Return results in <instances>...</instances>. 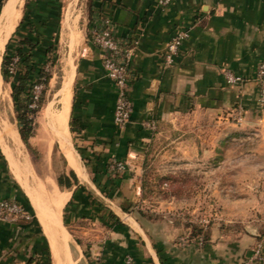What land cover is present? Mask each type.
Here are the masks:
<instances>
[{"label":"crops","instance_id":"1","mask_svg":"<svg viewBox=\"0 0 264 264\" xmlns=\"http://www.w3.org/2000/svg\"><path fill=\"white\" fill-rule=\"evenodd\" d=\"M48 1L53 5L57 2ZM92 3V16L86 22L88 37L75 63L68 118L72 142L69 147L80 162L85 182L70 166L63 172L68 175L72 170L78 178L71 187L60 186L57 177V183L50 177L59 191L70 193L62 219L80 247L81 264H124L126 253L133 256L134 264L240 262L258 239L257 231L233 236L213 228L211 237L202 246L193 241L181 243L175 239V224H166L168 230L162 231L156 221L127 214L122 204L125 199L134 201L141 191L135 163L150 134L142 125L143 120L161 123L172 115L192 111L212 115L217 121L232 118L250 130H262L264 107L257 104V85L251 76L258 60L264 57V0H171L165 5L159 0H92ZM97 14L110 16L119 38L138 40L128 90L133 110L122 128L113 119L117 86L106 75L101 51L89 37ZM182 27L189 29V37L182 43L175 62L166 65L163 46ZM226 68L248 79L240 84H227L223 74ZM11 138L21 148L24 142L18 129L7 127L5 134L0 130V141L8 158L22 168L28 162L25 174L38 203L35 175L44 177L35 172L26 151L17 152ZM112 159H122L128 164L115 179L107 169ZM15 174L0 150V198L16 199L22 193L27 196ZM261 209L264 211V206ZM28 213L31 218L0 222V264H27L30 256L38 254L43 244L38 225L45 234L40 221L37 224L33 220V210ZM79 262L77 250L75 264Z\"/></svg>","mask_w":264,"mask_h":264},{"label":"rangeland","instance_id":"2","mask_svg":"<svg viewBox=\"0 0 264 264\" xmlns=\"http://www.w3.org/2000/svg\"><path fill=\"white\" fill-rule=\"evenodd\" d=\"M67 2L61 1V17ZM25 3L32 4V0H23V7ZM88 3L89 0H76L73 6L80 32L73 50L61 35L60 24L55 56L43 65L48 80L39 90L41 104L34 115L30 147L21 145L38 176L52 177L55 182L69 167L58 142L53 140L47 147L48 138L41 132L42 113L57 97L67 73L71 74L73 87L75 63L88 37ZM12 82L13 78L5 80L2 76V89L10 97ZM7 127L18 129L12 97L6 104L0 102V130L5 134ZM146 128L150 130L149 139L135 163L141 191L134 201L125 199L127 214L156 221L162 231L168 230L166 224H175V239L181 243L193 241L202 246L213 228L233 236L245 231H257V238L264 236V126L262 130H250L232 118L217 121L212 115L190 111L172 115L161 123L154 121L153 126ZM27 163L22 168L16 162L24 174ZM61 220L69 235L71 255L75 260L78 250L81 264L80 247Z\"/></svg>","mask_w":264,"mask_h":264},{"label":"trees","instance_id":"3","mask_svg":"<svg viewBox=\"0 0 264 264\" xmlns=\"http://www.w3.org/2000/svg\"><path fill=\"white\" fill-rule=\"evenodd\" d=\"M61 4V0H57L56 5L49 3L48 0H36L32 4L25 3L22 16L9 36L2 54L0 73L5 80L10 77L13 78L11 97L17 113L18 132L27 147H30L29 137L34 131V115L41 104L40 94L34 100L32 91L35 84L45 85L48 80V73L44 70L43 65L48 59L52 60L56 53ZM2 5L3 0H0V10ZM92 5V0H89V19H91L93 12ZM33 102L35 105L32 106ZM69 126L70 128L73 127L71 120ZM112 175L115 179L120 174L116 172ZM77 181L78 178L72 170L68 175L63 172L57 176V182L60 186L71 187ZM16 200L25 210L32 213V206L24 193L20 197H16ZM95 200L100 203L99 200ZM126 207L125 204H122L123 210L126 211ZM111 215L119 220L114 213ZM32 218L38 224L33 215ZM64 221H66L65 215ZM37 228L40 239L46 240L39 225ZM30 263L52 264L47 241L46 243L43 242L38 254L35 253L30 256L27 264Z\"/></svg>","mask_w":264,"mask_h":264},{"label":"bare ground","instance_id":"4","mask_svg":"<svg viewBox=\"0 0 264 264\" xmlns=\"http://www.w3.org/2000/svg\"><path fill=\"white\" fill-rule=\"evenodd\" d=\"M75 1L76 0H68L61 21V35L63 34V37H66L67 45L72 50L76 47L80 39V32L76 24L77 15H73ZM18 2L19 0H5L0 11V64L6 41L15 29L22 15L23 1H21L18 6L13 7V5H16ZM70 77L71 74L67 73V77L63 81L62 88L58 91L57 97H55V100L50 103L49 106H45L42 113L41 132L45 133L48 138V141L46 138H42L46 140L47 147L51 145L53 140L58 142L67 161V166L73 168L78 177L82 179L84 171L79 160L69 147L68 118L71 104ZM2 86L0 73V102L6 104V101L10 102L11 97L5 89H2ZM13 142L12 145L14 144L17 146V152L19 154L23 152L21 150L22 147L19 148L20 144L16 142V139H13ZM0 147L9 164L15 170L18 181L23 186L35 209L36 217L39 219L49 243L53 264H75V260L68 246L69 235L61 220L62 210L69 199L70 193L67 191H59L49 176H44V179H41L35 175V181L39 191V202L37 203L31 192V185L27 175L20 171L16 162L8 158L5 145L2 141H0Z\"/></svg>","mask_w":264,"mask_h":264},{"label":"built area","instance_id":"5","mask_svg":"<svg viewBox=\"0 0 264 264\" xmlns=\"http://www.w3.org/2000/svg\"><path fill=\"white\" fill-rule=\"evenodd\" d=\"M170 1L159 0V3L165 5ZM89 32L91 42L101 51L102 65L106 75L117 86L118 92L113 119L115 124L122 128L129 121L133 110V102L128 90L133 74V55L138 40L136 38L133 40L119 38L115 33L110 16L102 14H97L94 17ZM188 37L189 29L182 27L177 29L167 40L162 49V57L166 65L175 62L182 43ZM223 74L226 83L230 85L240 84L248 79L246 76L235 73L229 68L224 69ZM251 79L257 85V104L259 107H264V57L256 63ZM41 87L42 84L34 85L32 91L34 100L38 98ZM31 105L33 106L35 103L33 102ZM237 119H241V114H238ZM153 124V119L148 118L142 121V125L148 128L153 126ZM127 167V162L122 159H112L107 163V169L112 174L123 172ZM19 217H30V215L15 198H0V222L13 221ZM124 264H134L133 256L130 253L125 254ZM236 264H264V236L258 238L251 247L250 252Z\"/></svg>","mask_w":264,"mask_h":264},{"label":"water","instance_id":"6","mask_svg":"<svg viewBox=\"0 0 264 264\" xmlns=\"http://www.w3.org/2000/svg\"><path fill=\"white\" fill-rule=\"evenodd\" d=\"M1 9H2V6H1ZM1 11V10H0Z\"/></svg>","mask_w":264,"mask_h":264}]
</instances>
